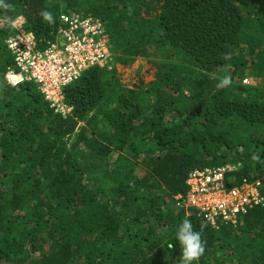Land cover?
<instances>
[{
	"label": "trees",
	"instance_id": "1",
	"mask_svg": "<svg viewBox=\"0 0 264 264\" xmlns=\"http://www.w3.org/2000/svg\"><path fill=\"white\" fill-rule=\"evenodd\" d=\"M70 12L103 23L114 63L64 87L62 116L5 82V40L43 49ZM138 57L149 71L121 83ZM223 164L264 197V0H0V264H179L185 219L198 264H264V201L236 227L179 205L191 171Z\"/></svg>",
	"mask_w": 264,
	"mask_h": 264
},
{
	"label": "built area",
	"instance_id": "2",
	"mask_svg": "<svg viewBox=\"0 0 264 264\" xmlns=\"http://www.w3.org/2000/svg\"><path fill=\"white\" fill-rule=\"evenodd\" d=\"M60 23L54 40L43 49L36 47L30 32L8 37L5 44L13 66L7 68L4 78L12 87L35 83L50 108L66 116L71 107L64 100V87L92 66L111 69L114 60L108 33L98 18L70 12L60 15ZM231 170L230 164L195 168L186 181V197L178 196L179 205L197 208L212 226L236 227L250 207L263 204L264 197L259 194L258 180L227 187L226 174Z\"/></svg>",
	"mask_w": 264,
	"mask_h": 264
},
{
	"label": "clouds",
	"instance_id": "3",
	"mask_svg": "<svg viewBox=\"0 0 264 264\" xmlns=\"http://www.w3.org/2000/svg\"><path fill=\"white\" fill-rule=\"evenodd\" d=\"M45 19L50 23L53 20L51 13L44 14ZM230 78L225 77L221 81V86L228 85ZM176 239L181 246V259L179 264H198L200 257L205 252L202 233L195 231L189 219L183 220L176 233ZM171 247V245H169Z\"/></svg>",
	"mask_w": 264,
	"mask_h": 264
},
{
	"label": "rangeland",
	"instance_id": "4",
	"mask_svg": "<svg viewBox=\"0 0 264 264\" xmlns=\"http://www.w3.org/2000/svg\"><path fill=\"white\" fill-rule=\"evenodd\" d=\"M14 22L15 21H10V23L13 24L12 26H15ZM149 67L150 66L146 63L145 59H143L142 57H138L135 60V62L132 63L129 67L125 66V67H123L122 70H119L117 73V77L121 81V83H127L130 85L134 81L138 80V76L146 75L147 71H149ZM146 77H147V79L149 78L148 76H146ZM243 80H246V82H244ZM243 80H242V83H245V84H250V83L255 82L254 78H252V77H246ZM83 125H84L83 121L78 122L79 127L83 126Z\"/></svg>",
	"mask_w": 264,
	"mask_h": 264
}]
</instances>
